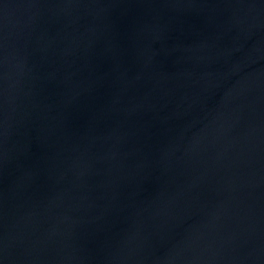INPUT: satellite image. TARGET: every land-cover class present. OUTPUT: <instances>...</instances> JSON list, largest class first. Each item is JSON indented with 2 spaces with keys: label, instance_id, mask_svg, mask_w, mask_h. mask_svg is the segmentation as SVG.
I'll return each mask as SVG.
<instances>
[{
  "label": "water",
  "instance_id": "95a60500",
  "mask_svg": "<svg viewBox=\"0 0 264 264\" xmlns=\"http://www.w3.org/2000/svg\"><path fill=\"white\" fill-rule=\"evenodd\" d=\"M0 264H264V0H0Z\"/></svg>",
  "mask_w": 264,
  "mask_h": 264
}]
</instances>
